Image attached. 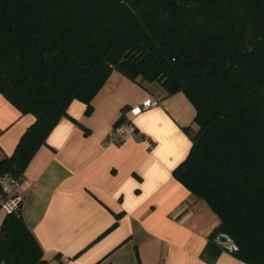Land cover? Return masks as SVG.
<instances>
[{"label":"trees","instance_id":"1","mask_svg":"<svg viewBox=\"0 0 264 264\" xmlns=\"http://www.w3.org/2000/svg\"><path fill=\"white\" fill-rule=\"evenodd\" d=\"M113 71L195 108L173 175L219 219L201 256L214 261L223 231L235 256L264 264V0H0V92L34 117L0 174L19 179L71 101L89 112ZM44 262L20 200L0 226V264Z\"/></svg>","mask_w":264,"mask_h":264},{"label":"crops","instance_id":"2","mask_svg":"<svg viewBox=\"0 0 264 264\" xmlns=\"http://www.w3.org/2000/svg\"><path fill=\"white\" fill-rule=\"evenodd\" d=\"M152 84L113 71L92 109L71 101L30 159L16 193L43 264H251L224 249L212 262L201 256L219 219L173 175L192 144L184 127L197 128L195 108ZM148 95L159 103L131 113ZM121 118L135 131L106 144ZM33 121L0 92V158Z\"/></svg>","mask_w":264,"mask_h":264},{"label":"built area","instance_id":"3","mask_svg":"<svg viewBox=\"0 0 264 264\" xmlns=\"http://www.w3.org/2000/svg\"><path fill=\"white\" fill-rule=\"evenodd\" d=\"M159 100L154 95H148L143 99L140 105L134 106L130 108V112L133 114L140 113L141 111L157 105ZM135 131V125L130 120H124L115 124L112 129L109 131L105 143H116L127 134L133 133ZM19 185V179L14 177L11 173L5 172L0 174V187L2 189V195L0 197V205L2 208L10 212L15 207H17L18 202L21 200V197L16 193V189ZM215 242L220 245L224 250L229 252H233L237 250V245L233 241V239L223 231L218 232L215 235Z\"/></svg>","mask_w":264,"mask_h":264},{"label":"rangeland","instance_id":"4","mask_svg":"<svg viewBox=\"0 0 264 264\" xmlns=\"http://www.w3.org/2000/svg\"><path fill=\"white\" fill-rule=\"evenodd\" d=\"M146 83H149V82H144L143 84L145 85ZM152 83H154L152 85H155V84L158 83V81H153ZM5 213H6V211L1 206L0 207V226H1L2 220H3L4 216H5Z\"/></svg>","mask_w":264,"mask_h":264}]
</instances>
